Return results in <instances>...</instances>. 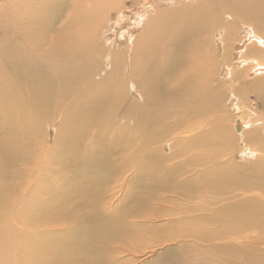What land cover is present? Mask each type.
I'll use <instances>...</instances> for the list:
<instances>
[{"label": "bare ground", "instance_id": "6f19581e", "mask_svg": "<svg viewBox=\"0 0 264 264\" xmlns=\"http://www.w3.org/2000/svg\"><path fill=\"white\" fill-rule=\"evenodd\" d=\"M106 17L141 31L104 69ZM240 52L247 76L264 73V0H0V264H129L149 235L264 236V76L234 71ZM130 169L148 180L134 217L173 192L209 210L192 228L136 226L106 207Z\"/></svg>", "mask_w": 264, "mask_h": 264}, {"label": "rangeland", "instance_id": "374dc122", "mask_svg": "<svg viewBox=\"0 0 264 264\" xmlns=\"http://www.w3.org/2000/svg\"><path fill=\"white\" fill-rule=\"evenodd\" d=\"M135 4L127 3L125 7H127L128 15H131L134 13V9H137L139 6H136L134 8ZM107 21V17L104 19L103 25H105V29H101L102 35L99 40V43L103 48L106 49L105 56L106 58L103 61V67L104 69H107L110 66L112 55L115 52H119L121 50L126 49V45H128L131 37H135L137 34L140 33V28L137 27V29L131 25L128 24H122L121 27H115L113 28L111 26L110 18ZM247 30V28L243 29ZM243 30H238L236 32L237 40L235 41L237 44L241 39L244 37ZM124 38L123 42L121 41V38ZM234 51H236V47H234ZM241 54L235 55V59L231 56L232 61V68L234 71H239L244 69L245 70V76H247V72L250 71V68L247 65H242L240 68L239 62H237L240 57H243L242 52ZM249 57V56H248ZM246 57V58H248ZM255 59V58H254ZM264 59V58H263ZM235 60V61H234ZM257 61L259 59H256ZM251 64V63H250ZM249 65V64H248ZM234 66V67H233ZM260 75V76H259ZM261 76H264V73H255L251 74L246 77L247 80L252 81L260 78ZM221 76L219 79H222ZM248 92V91H246ZM130 97L132 99H137L135 91L130 90ZM229 103V102H228ZM261 110V108H258ZM237 125L239 123L237 122ZM242 128L238 126V130L240 131ZM53 134L51 130V125H49L45 130V140L50 145L53 144L52 141ZM264 140V139H263ZM239 158V156H238ZM243 160L250 161V158ZM135 160H137V155L134 157ZM240 160V159H238ZM178 160H175L171 163H177ZM242 162V160H240ZM191 176L189 175H183L181 177H178L180 180L186 177ZM146 185L148 183L147 176L145 174L138 176L136 175V171H131V169L126 172L125 174H119L118 179L116 180L115 184H113L111 187L113 189V197L110 199L109 204L106 206L109 211H120L122 208L124 209L127 216H131V219H128V221L133 222L136 226L145 225L152 229L155 228H165L170 227L171 231H174L172 228V224L180 223L181 221H186L188 227L192 228L193 226H196V222L193 219V214L200 213L202 211L209 210L208 205H199L200 202H193L187 205H184L181 201L177 200V204H170L169 198H173V192L171 195L163 194L161 197L158 196V198H154L151 200L149 208H143V213L145 215H140L138 218L134 217V212H136L135 209L128 212V209L131 205H140L141 203L135 204L132 201L136 199L137 194L140 192V189L138 188L139 184ZM107 192V190H106ZM146 197V199L150 198V196H145L144 194L141 195V199L143 200ZM163 198L164 200H162ZM167 198V199H166ZM171 198V199H172ZM159 199V200H158ZM161 199V200H160ZM166 199V200H165ZM164 201V202H162ZM168 201V202H167ZM175 201V200H174ZM174 201H172L174 203ZM130 203V204H129ZM143 203V201H142ZM144 206V204H142ZM167 205V206H166ZM142 206V207H143ZM196 208L197 211L193 212L189 209ZM172 213L176 214L173 217L168 214ZM189 212V213H188ZM173 219V220H172ZM212 226L205 227L206 232L210 231ZM199 227L197 228V230ZM148 234V233H147ZM162 233L155 234L158 236H162ZM203 234V233H200ZM149 235V234H148ZM207 238H203L198 240L195 238V236L191 237H185L181 238L179 241L166 243L164 245H158L154 243V238L149 237L145 238V240L142 241V243L139 246L135 247V253L133 256L124 254L122 256V259H129L131 258L132 261L129 262V264H153V261L156 257L160 256L164 263H170L172 260H176L179 257L184 258V264H204V262H209L215 259V263L219 264V260L222 261L221 264H225L228 258V255L231 253H234L236 251L242 252L246 255V258L248 259V255H250V258L257 259L260 264H264V236L256 237V238H249V239H243V240H236L235 244L229 243L226 245L225 241L223 239H217V240H211L206 241ZM231 248V249H228ZM173 250V253L170 254V251ZM188 255V257H187ZM240 259H238L239 261ZM234 264V262L232 263Z\"/></svg>", "mask_w": 264, "mask_h": 264}]
</instances>
